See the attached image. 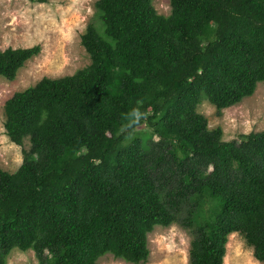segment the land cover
I'll return each instance as SVG.
<instances>
[{"label":"trees","instance_id":"1","mask_svg":"<svg viewBox=\"0 0 264 264\" xmlns=\"http://www.w3.org/2000/svg\"><path fill=\"white\" fill-rule=\"evenodd\" d=\"M95 8L90 65L5 104L7 137L31 146L15 173L0 170V264L14 251L145 264L148 234L174 225L192 236L189 264H224L232 234L264 263V131L224 141L198 112L264 84V0H170L169 16L153 0ZM41 50L0 51V77Z\"/></svg>","mask_w":264,"mask_h":264},{"label":"rangeland","instance_id":"2","mask_svg":"<svg viewBox=\"0 0 264 264\" xmlns=\"http://www.w3.org/2000/svg\"><path fill=\"white\" fill-rule=\"evenodd\" d=\"M98 0H0V51L27 49L40 45L41 53L26 63L14 81L0 77V170L15 173L22 165L23 146L10 141L4 128L5 104L17 92L34 87L44 78L60 79L87 68L90 57L81 45L82 35L95 19ZM158 14L170 15V0H153ZM198 112L208 120L209 128H221L224 141L242 134L264 131V84L258 85L252 97L223 110L220 115L206 100ZM141 129V127L139 128ZM224 264H264L255 259L240 234L228 237ZM192 236L178 225L155 227L148 234L150 257L145 264H189ZM8 264H39L35 253L14 251ZM98 264H130L112 255Z\"/></svg>","mask_w":264,"mask_h":264}]
</instances>
